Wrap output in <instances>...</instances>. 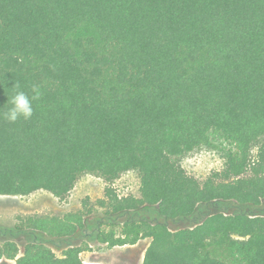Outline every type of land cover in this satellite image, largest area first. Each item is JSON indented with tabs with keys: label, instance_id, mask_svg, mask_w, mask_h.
Segmentation results:
<instances>
[{
	"label": "trees",
	"instance_id": "1",
	"mask_svg": "<svg viewBox=\"0 0 264 264\" xmlns=\"http://www.w3.org/2000/svg\"><path fill=\"white\" fill-rule=\"evenodd\" d=\"M33 86L32 117L10 123L12 96ZM263 137L264 0H0V196L63 201L92 175L107 218L156 207L164 220L128 218L117 234L100 225L95 242L150 239L142 264H264V214L165 223L218 202L259 207L264 142L250 151ZM203 147L224 164L199 182L174 159ZM129 171L140 196L118 198L108 185ZM84 228L83 212L17 217L0 260L85 264L81 245L58 257L43 241Z\"/></svg>",
	"mask_w": 264,
	"mask_h": 264
},
{
	"label": "rangeland",
	"instance_id": "2",
	"mask_svg": "<svg viewBox=\"0 0 264 264\" xmlns=\"http://www.w3.org/2000/svg\"><path fill=\"white\" fill-rule=\"evenodd\" d=\"M264 142V137L251 147V154L255 155L258 146ZM176 163L191 177L203 182L211 173L220 171L224 164V158L220 151L209 148H200L186 155L174 159ZM112 184L115 187L112 188ZM109 184L114 189L118 198L135 197L139 195V178L136 171H129L122 174L116 181ZM105 183L102 179L83 175L78 179L69 195L59 201L47 192H34L25 197L0 196V233L5 229L13 227L16 218H26L32 215H55L62 216L65 213L83 212L85 214V228L78 232L73 238L63 241H49L43 238L54 254L58 257L62 255L68 244L81 245L83 251L80 257L91 256L99 264H142L144 252L150 242V239H141L132 247L115 246L108 248L106 244H99L94 241V229L99 227L103 232L112 231L117 234L120 230V223L125 219H145L150 222H164L157 214L156 207H143L137 212H130L125 215L107 218L105 216L106 208L101 207L99 201L104 200L103 190ZM37 206L39 211H33L32 207ZM31 209V210H30ZM223 212L227 214L249 213L264 214V200L257 208L250 206H241L235 203L218 202L199 206L194 215L185 220L166 221L171 231H177L184 228H190L201 222L209 214ZM114 222L115 225H110ZM5 239H11L5 232L0 237V245ZM19 244V250H22L24 238L16 239ZM91 241V242H89ZM2 263H6L3 261Z\"/></svg>",
	"mask_w": 264,
	"mask_h": 264
},
{
	"label": "clouds",
	"instance_id": "3",
	"mask_svg": "<svg viewBox=\"0 0 264 264\" xmlns=\"http://www.w3.org/2000/svg\"><path fill=\"white\" fill-rule=\"evenodd\" d=\"M18 87L15 85L13 88ZM33 95L29 97L23 91H16L11 98V107L6 113H4V118H6L10 123H15L17 120L23 118L28 120L33 115L32 102L40 98V91L36 86L32 88Z\"/></svg>",
	"mask_w": 264,
	"mask_h": 264
},
{
	"label": "crops",
	"instance_id": "4",
	"mask_svg": "<svg viewBox=\"0 0 264 264\" xmlns=\"http://www.w3.org/2000/svg\"><path fill=\"white\" fill-rule=\"evenodd\" d=\"M38 192V191H37ZM40 192H45V191H40ZM52 196V195H51ZM6 197H14V196H6ZM20 197H25V196H20ZM55 198V197H54ZM58 200V199H57ZM31 210V209H30ZM32 210L33 211H39L40 208H37V206L35 205V207H32ZM138 243V242H137ZM136 243V244H137ZM135 244V245H136ZM134 246V245H133ZM129 247H132V246H129ZM21 255V251H19L17 257H19ZM16 257V258H17ZM80 257V255H79ZM80 259L82 260L83 263L85 264H99V262L95 259H93V257H91L90 255L89 256H84V257H80ZM3 261H5L6 263H2ZM0 264H15V259L14 260H7V259H1L0 260Z\"/></svg>",
	"mask_w": 264,
	"mask_h": 264
},
{
	"label": "built area",
	"instance_id": "5",
	"mask_svg": "<svg viewBox=\"0 0 264 264\" xmlns=\"http://www.w3.org/2000/svg\"><path fill=\"white\" fill-rule=\"evenodd\" d=\"M115 187V184H112V188H114Z\"/></svg>",
	"mask_w": 264,
	"mask_h": 264
}]
</instances>
